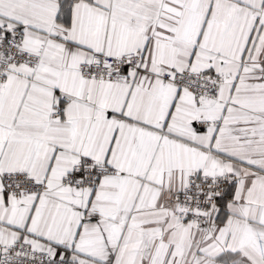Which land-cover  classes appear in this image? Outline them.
Segmentation results:
<instances>
[{
  "label": "snow or ice",
  "instance_id": "6c2138e0",
  "mask_svg": "<svg viewBox=\"0 0 264 264\" xmlns=\"http://www.w3.org/2000/svg\"><path fill=\"white\" fill-rule=\"evenodd\" d=\"M0 264H264V0H0Z\"/></svg>",
  "mask_w": 264,
  "mask_h": 264
}]
</instances>
